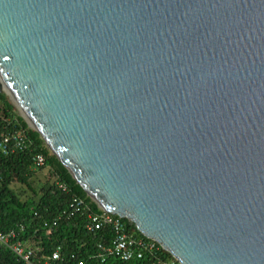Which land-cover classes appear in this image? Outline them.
<instances>
[{"label": "water", "instance_id": "1", "mask_svg": "<svg viewBox=\"0 0 264 264\" xmlns=\"http://www.w3.org/2000/svg\"><path fill=\"white\" fill-rule=\"evenodd\" d=\"M2 90L180 264H264V0H0Z\"/></svg>", "mask_w": 264, "mask_h": 264}, {"label": "trees", "instance_id": "2", "mask_svg": "<svg viewBox=\"0 0 264 264\" xmlns=\"http://www.w3.org/2000/svg\"><path fill=\"white\" fill-rule=\"evenodd\" d=\"M14 129L25 132L27 146L20 152L6 155L0 152V232L23 227L24 231L17 233V238L35 241L41 248L34 264L50 261L51 253L57 247L61 249V258L52 264H77L79 261L84 264H168L173 261L169 252L156 242L146 239L127 219H123L127 231L153 243L155 249L144 252L140 260H97L94 257L96 243L106 244L111 238V232L108 228L88 232L85 224L88 213L100 210L48 150L39 134L14 112L12 105L1 93L0 135ZM36 154L44 157L42 167L33 164L32 157ZM35 170L46 172L48 178L40 180ZM56 183L63 184L66 189H59ZM75 197L83 201L87 211L70 214L69 207ZM0 264L25 263L0 245Z\"/></svg>", "mask_w": 264, "mask_h": 264}, {"label": "built area", "instance_id": "3", "mask_svg": "<svg viewBox=\"0 0 264 264\" xmlns=\"http://www.w3.org/2000/svg\"><path fill=\"white\" fill-rule=\"evenodd\" d=\"M26 146L27 138L23 130L14 129L11 132H3L0 135V152L4 155L23 151ZM32 161L35 167H42L44 165V157L40 154L34 155ZM56 186L63 191L66 189L61 183H56ZM98 209L100 212H91L87 214L85 229L88 232H95L102 228H108L111 232V238L106 244L101 242L96 243V253L94 254V257L97 260L100 262H105L109 258L123 262L140 260L142 259L144 252L155 249L153 243L129 233L123 222V218L102 211L99 207ZM81 210L82 212L87 211V207L81 199L77 197L73 198L69 207L70 214L78 213ZM23 231V227H18L10 229L7 232H0V245L6 247L25 264H34L35 258L38 253L41 252V248L35 241L18 239L17 233H22ZM60 256L61 249L60 247H57L51 253L50 261H47L44 264H52L53 261L59 260L61 258ZM71 257L73 259L75 258L74 255ZM77 264L84 263L83 261H79ZM168 264H180V262L173 257V261Z\"/></svg>", "mask_w": 264, "mask_h": 264}, {"label": "rangeland", "instance_id": "4", "mask_svg": "<svg viewBox=\"0 0 264 264\" xmlns=\"http://www.w3.org/2000/svg\"><path fill=\"white\" fill-rule=\"evenodd\" d=\"M2 93L5 95L6 100L12 105L14 112L16 114H18L26 122L25 118L22 116V114L20 113V111L18 110V108L15 106V104L13 103V101L11 100V98L3 90H2ZM28 127L31 129L30 126H28ZM43 173H45V175ZM35 174L37 175V177L40 180H42V178H45V180L48 178V174L46 172H44V171L42 172V171H36L35 170Z\"/></svg>", "mask_w": 264, "mask_h": 264}, {"label": "bare ground", "instance_id": "5", "mask_svg": "<svg viewBox=\"0 0 264 264\" xmlns=\"http://www.w3.org/2000/svg\"><path fill=\"white\" fill-rule=\"evenodd\" d=\"M12 100V99H11ZM13 101V100H12ZM13 103L15 104V106L18 108V110L20 111V113L22 114V116L27 120L28 124L30 127H33V123L30 121V119L27 117L26 113L13 101Z\"/></svg>", "mask_w": 264, "mask_h": 264}]
</instances>
